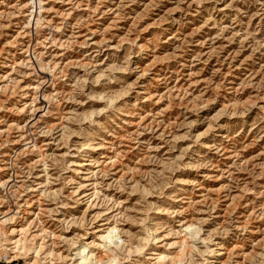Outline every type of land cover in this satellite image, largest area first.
<instances>
[{
    "label": "rangeland",
    "instance_id": "rangeland-1",
    "mask_svg": "<svg viewBox=\"0 0 264 264\" xmlns=\"http://www.w3.org/2000/svg\"><path fill=\"white\" fill-rule=\"evenodd\" d=\"M4 218L35 264H264V0H0Z\"/></svg>",
    "mask_w": 264,
    "mask_h": 264
},
{
    "label": "bare ground",
    "instance_id": "bare-ground-1",
    "mask_svg": "<svg viewBox=\"0 0 264 264\" xmlns=\"http://www.w3.org/2000/svg\"><path fill=\"white\" fill-rule=\"evenodd\" d=\"M7 221V218L0 220V253L5 256L7 262L13 261L19 258L24 259L25 264H35V259L38 257L39 248L35 245H27L26 239H15L12 240L11 235L17 232L16 228L9 227L2 231V225ZM102 246L105 250H108L109 244H113L115 239L112 235V231L108 230L105 235L100 236ZM75 244V243H73ZM108 245V246H107ZM108 247V248H107ZM103 249V250H104ZM104 250V251H105ZM1 256V255H0ZM9 259V260H8ZM165 257L159 258L154 264H164ZM5 260V261H6ZM72 262L69 264H101L98 258L95 256L93 251L89 248L88 243H81L75 246L73 256L71 257ZM50 264V263H46ZM105 264H121L115 256H108ZM172 264H183L182 260H177Z\"/></svg>",
    "mask_w": 264,
    "mask_h": 264
},
{
    "label": "built area",
    "instance_id": "built-area-1",
    "mask_svg": "<svg viewBox=\"0 0 264 264\" xmlns=\"http://www.w3.org/2000/svg\"><path fill=\"white\" fill-rule=\"evenodd\" d=\"M0 264H11V262H6L5 258H0Z\"/></svg>",
    "mask_w": 264,
    "mask_h": 264
}]
</instances>
